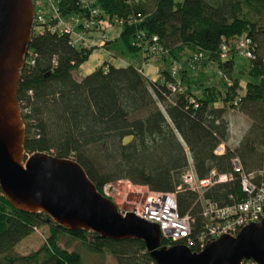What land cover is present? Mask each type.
<instances>
[{"label":"trees","instance_id":"1","mask_svg":"<svg viewBox=\"0 0 264 264\" xmlns=\"http://www.w3.org/2000/svg\"><path fill=\"white\" fill-rule=\"evenodd\" d=\"M55 1L62 15L119 20L118 35L104 40L103 47L113 59L125 58L127 63L107 61L79 75V65L95 46L74 43L68 33L36 21L42 27L31 29L16 91L24 153L73 158L98 191L117 179L175 191L179 214L192 218L189 248L197 251L196 238L205 224L202 202L195 191L183 185L175 188L181 173L188 167L197 178L210 169L231 172L234 156L244 171H256L257 182L264 181V0H90L87 8L83 6L87 0ZM93 6L98 12L91 16L88 10ZM136 31L155 34L166 50L160 58L159 79H151L140 68L139 47L132 44ZM240 37L249 40L246 68L234 60L233 48ZM220 44L229 55H220ZM198 50L200 63L213 65V75L219 72L216 82H203L199 89L186 65ZM173 62L181 63L176 74L169 66ZM243 68L247 78L240 86ZM198 80L202 82L201 77ZM170 84L177 87L172 90ZM218 98L222 105H214ZM227 108H236L248 120L232 148L225 144ZM219 142L224 149L215 153ZM232 175L231 180L206 188L203 197L222 204L229 195L241 194L238 174ZM48 217L41 210L13 207L0 192V264H83L78 251L58 244L61 231L80 239L89 251L107 250L116 264H157L138 238L112 239L81 228L68 230ZM42 224L49 232L37 249L12 251Z\"/></svg>","mask_w":264,"mask_h":264},{"label":"water","instance_id":"2","mask_svg":"<svg viewBox=\"0 0 264 264\" xmlns=\"http://www.w3.org/2000/svg\"><path fill=\"white\" fill-rule=\"evenodd\" d=\"M32 18V0H0V192L9 203L22 211L41 210L68 230L138 238L157 264H240L243 259L264 264V221L208 239L197 251L183 243L160 245L157 224L132 212L122 215L76 160L43 151L24 153L16 91Z\"/></svg>","mask_w":264,"mask_h":264},{"label":"built area","instance_id":"3","mask_svg":"<svg viewBox=\"0 0 264 264\" xmlns=\"http://www.w3.org/2000/svg\"><path fill=\"white\" fill-rule=\"evenodd\" d=\"M89 1L87 0L83 6L88 5ZM52 9L53 11L48 16L36 13L38 22L51 24L49 25L50 28H57L60 32H66L69 35H71L70 33L74 26L87 28L90 25L89 21L93 20V18H87L88 20H86L84 17L79 19L71 14L69 16L72 18L73 24L70 25L67 20L61 21L57 7L52 6ZM88 12L91 16L95 15V9ZM78 41L80 42V39ZM132 44L138 47L145 46L151 54L166 52V50L159 46L155 34L146 36L143 32L136 31ZM248 44L249 40L246 37H240L236 41L239 53L245 57L251 56ZM226 53V47L224 44H220V55L224 56ZM201 57L202 52L200 50L193 52L191 56L192 60H197ZM175 69L174 66L171 72L174 73ZM176 87L177 84H170L172 90ZM223 149L224 143L219 142L215 146L214 152L221 153ZM230 162L232 167L231 172H216L214 169H210L207 175L202 178H197L192 169L188 167L181 173V183L175 187L179 189L183 185L195 191L197 197L202 202L201 213L205 218V224L196 238L198 250L202 248L208 239L215 238L223 233L235 235L242 226L250 222L264 221V181L257 182L256 171H244L237 157L233 156ZM233 172H237L238 174L239 185L242 190L241 194H236L234 197L229 195V201L222 204L217 203L213 199L203 197V192L206 188L214 183L231 180ZM113 181L102 185L100 190L102 195L109 198L107 189L111 187ZM110 199L115 203L117 210L122 215L126 212H132L146 221L155 222L159 229L160 245L168 246L174 243H183L187 246L192 245V218L188 213L179 214L175 191H156L148 189L145 185L134 184L131 190L123 194L121 200H116L112 197ZM241 263L257 264L252 259H243Z\"/></svg>","mask_w":264,"mask_h":264},{"label":"rangeland","instance_id":"4","mask_svg":"<svg viewBox=\"0 0 264 264\" xmlns=\"http://www.w3.org/2000/svg\"><path fill=\"white\" fill-rule=\"evenodd\" d=\"M33 1V14H34V22L32 24V30L38 31L41 29L42 25L36 23L37 16L36 13H41V15L48 16L51 11H53L52 6L56 7V1L55 0H32ZM88 6H90L88 4ZM87 4L84 7H88ZM95 9V14L97 15V8L95 6L90 7L88 11ZM43 16V17H45ZM69 15H62L59 12V17L61 18V21H66L72 25V18ZM57 19V17H55ZM81 19V18H80ZM92 22V23H91ZM40 23V22H39ZM60 23V22H59ZM58 23V24H59ZM90 25L84 28L82 27H75L73 28L72 32L70 33L71 40L74 43H77V41L80 39V42H82L83 45L89 46L93 45L95 46L96 50H104L107 55L111 56V52L103 47L104 40L108 39L110 35H113V37H116L118 35L119 30L117 31V27H120V22L118 21H111L108 20L107 17L97 19L96 17L93 18V20L89 21ZM257 23H260L259 21ZM116 26V30H114ZM86 28V29H85ZM114 31V32H113ZM117 31V33H116ZM116 33V35H114ZM237 41V40H236ZM238 43V42H237ZM234 46L233 51L237 52L234 60L237 64V66H242L246 68L247 64V58L239 53V47ZM138 52L141 53L142 60L140 64V68H142V64L152 63L153 65H156V71L158 72V79L160 78L159 75V66L163 63L161 61V55L163 53L159 54H151L149 50L145 46H141L138 48ZM137 52V53H138ZM228 55L230 54V51H226ZM190 52H187L189 54ZM119 59V58H118ZM201 58L197 60H192L190 57V60L186 61V65L192 70L190 77L192 80L196 79V88H200L204 83L203 82H209L214 83L217 81L219 72L216 74H212V71H214L213 65H207L203 66L201 63ZM170 68L172 69L175 66V72L173 74H176L177 69L180 68L181 63L173 62L170 65ZM243 68V72L239 74L240 81L239 84L242 86L244 84V80L247 78L246 69ZM142 71L145 75H147L144 72V69L142 68ZM216 72V70L214 71ZM172 73V72H171ZM199 77H201V83ZM226 81H228V78H225ZM241 92V88L237 90V93L239 94ZM214 105H222V101L218 98ZM226 117L228 119L229 123V136L226 140L225 144L232 148L236 145L238 139L243 133V130L246 127V124L248 122L245 115L237 110L236 108H227L226 111ZM134 187V184L130 183L126 179H118L116 181H113L111 183V187L107 189V193L109 194V198H115L116 200H121L123 197V194L131 188ZM48 226L46 224H42L40 226H37L33 231L28 234L27 236L23 237L21 240H19L13 247L12 251L16 253H27L29 251L35 250L39 247V245L45 240V238L48 235ZM57 242L58 244L66 248L68 250H76L80 253L83 259V264H116L114 256L108 252L107 250H103L101 252H93L86 249L84 244L80 241V239L72 236L71 234L67 232H59L57 234Z\"/></svg>","mask_w":264,"mask_h":264},{"label":"crops","instance_id":"5","mask_svg":"<svg viewBox=\"0 0 264 264\" xmlns=\"http://www.w3.org/2000/svg\"><path fill=\"white\" fill-rule=\"evenodd\" d=\"M116 30V26L114 27ZM119 28L117 27V31ZM116 31V33H117ZM114 32V31H113ZM114 33V35H116ZM114 38L113 35H110L108 39ZM136 58L138 59V62L141 64L142 56L141 53H137ZM111 61L115 65H125L127 63V59L119 57V59H113V57L107 55V53L104 50H92L90 54L88 55L87 59L84 60L78 68V74L83 75L91 70H93L95 67L102 65L104 62ZM142 68L144 69V72L147 74L148 77L151 79H158V72L156 71V65H153L152 63L142 64Z\"/></svg>","mask_w":264,"mask_h":264}]
</instances>
